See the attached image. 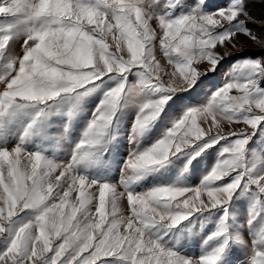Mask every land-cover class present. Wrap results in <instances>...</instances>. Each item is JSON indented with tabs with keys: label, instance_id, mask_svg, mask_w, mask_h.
I'll return each mask as SVG.
<instances>
[{
	"label": "snow or ice",
	"instance_id": "1",
	"mask_svg": "<svg viewBox=\"0 0 264 264\" xmlns=\"http://www.w3.org/2000/svg\"><path fill=\"white\" fill-rule=\"evenodd\" d=\"M252 2L231 0L215 11L206 10V0L0 2V17H22L0 35V53H8L11 69L0 75V115L13 105L44 103L105 78L118 79L68 161L27 151L22 143L0 147V264H106L111 258L123 264H219L227 238L193 258L161 243L163 237L153 230L223 208L226 215L208 244L226 237L227 209L242 186L251 185L257 199L264 198V172L254 175L247 162L249 141L258 126L264 127V58L237 61L222 84L210 86L202 79L235 57L229 45L237 48V34L264 48V38L247 27ZM133 74L139 77L134 91L151 93L143 97L134 130L147 129L165 108H178L180 114L150 148L131 154L118 183L90 180L78 166L102 144ZM193 97L203 102L193 104ZM240 124L244 127L225 130ZM217 145V163L198 186L129 190L133 174L189 149L195 159ZM72 193L78 195L70 203ZM26 212L31 218L20 221ZM251 235L250 244L241 241L247 264H264V227Z\"/></svg>",
	"mask_w": 264,
	"mask_h": 264
},
{
	"label": "rangeland",
	"instance_id": "2",
	"mask_svg": "<svg viewBox=\"0 0 264 264\" xmlns=\"http://www.w3.org/2000/svg\"><path fill=\"white\" fill-rule=\"evenodd\" d=\"M260 1L264 0H253L248 4L247 10L253 19L246 23L254 34L264 38V17H261L264 16V6L259 8ZM230 2L231 0H206L209 6L206 10L215 11L218 7H227ZM21 19L22 17L19 16L0 17V35L5 34L3 30L17 25ZM240 19L245 17L241 16ZM11 31L15 32V27H12ZM236 41L237 48H231L229 45V50L235 57H228L226 61L221 62V66L215 73L209 71L207 77H202L206 84L210 86L222 84L226 79L225 73L233 69L237 61L242 62L246 58H264V48H260L248 36L242 33L237 34ZM21 43L22 41L17 43L14 52L20 49ZM241 45H243L242 51ZM217 50L221 53L224 51L219 46ZM9 63L8 53H0V75H6L11 71ZM162 63L166 61L162 60ZM206 67L205 63L200 65L198 70L203 71ZM236 71L239 72V69ZM128 81L129 86L119 102L102 144L90 149L92 155L78 166V171L90 180L100 183H118L122 177V169L131 154L150 148L162 138L171 127L173 119L180 114L178 108H165L160 118L147 129L142 132L134 130V122L143 97L150 96L151 93L134 91V86H139L137 75H130ZM117 83L118 79L105 78L103 81H97L72 93L62 94L44 103L28 102L13 105L0 115V147L22 143L27 151H39L56 162L68 161L77 150V145L83 140V133L105 93L117 86ZM261 86L264 87V83ZM191 102L202 103L203 98L193 97ZM240 127L244 125H226L225 130L231 131ZM220 150L221 145H217L209 148L206 153L196 156L195 159L192 158L194 153L191 149L172 156L151 171L133 174L128 181L129 190L144 193L160 186L196 187L217 163ZM247 162L248 167L254 169V175L264 172V127L258 126L249 141ZM136 176L139 178L136 179ZM118 190L122 191V188ZM76 195L78 193L70 194V203L74 201ZM257 195L251 185L247 188L242 186L228 206L226 219L228 233L221 240H213L205 244V240L218 230L221 218L226 215L223 208L194 213L175 228L167 229L160 226L153 230V235L162 236L161 243L184 256L193 258L214 249L227 238L228 247L219 264H247V251L241 241L246 240L250 244L251 234L258 228L264 227V198L258 200ZM122 206L126 207V200L122 202ZM31 216L30 212L21 213L19 220H27ZM253 217L255 220L253 226H250L248 222ZM106 264H123V261L111 258L106 261Z\"/></svg>",
	"mask_w": 264,
	"mask_h": 264
},
{
	"label": "trees",
	"instance_id": "3",
	"mask_svg": "<svg viewBox=\"0 0 264 264\" xmlns=\"http://www.w3.org/2000/svg\"><path fill=\"white\" fill-rule=\"evenodd\" d=\"M263 2L262 1L259 2V8L264 6V3ZM261 17H264V16H261Z\"/></svg>",
	"mask_w": 264,
	"mask_h": 264
}]
</instances>
